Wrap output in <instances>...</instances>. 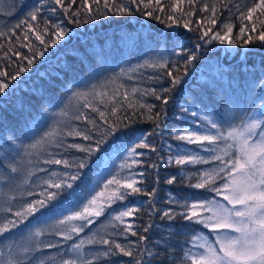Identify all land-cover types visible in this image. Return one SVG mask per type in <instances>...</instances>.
I'll return each mask as SVG.
<instances>
[{"label": "snow or ice", "instance_id": "1", "mask_svg": "<svg viewBox=\"0 0 264 264\" xmlns=\"http://www.w3.org/2000/svg\"><path fill=\"white\" fill-rule=\"evenodd\" d=\"M200 2L82 0V10L73 11L72 5L76 0H69L68 4L65 0H40L41 5H52L47 11L53 15L58 6L68 17L67 23L76 26L110 15L132 16L134 11L130 5H135V10L141 15L169 29L175 26L199 32V40L205 44L218 42L228 49L258 44L264 48V0H251L252 6L246 10H241L239 3L233 5L235 15L241 21L235 37L234 25L230 22L234 14L229 7L233 0H212L211 3L204 0L203 6L197 9ZM3 3L4 0H0V4ZM12 6L15 8L16 4ZM224 9L229 12L228 22L216 29ZM19 10H23V5ZM197 11L206 15L193 27L192 17ZM41 12L40 5H31L24 18L11 27H0V38L8 40L4 57L10 59L11 53L17 58L11 61L16 64L12 75L0 70V95H7L9 81L27 73L38 58L45 57V53L55 48L71 31L63 20L54 23L45 18L41 25ZM16 30H21L22 35H18ZM12 37H15V43ZM17 43L20 48H27L31 55L17 49ZM177 46H180L179 42ZM3 48L4 45L0 44V50ZM195 48H201V44L197 43ZM157 55V59L122 69L88 91L72 92L67 103L54 114L52 123H48L51 114L35 116L27 127L30 143H17L16 139L8 137L7 147L0 144V164L17 177L22 172V155L43 157V164L60 166L27 171L16 185L20 189L19 207L15 210L12 207L0 209L11 215V218L0 222V237L4 238L0 264H98L102 257L108 258L104 264H264V97H260L258 103L246 105L238 99L220 96L216 101L220 107L217 109L213 105L212 110L199 106L191 110L182 106V112H191L195 120H184V126L168 131L165 121L168 105L173 101L172 93L182 84L188 66L198 59V55L195 51L187 54L176 52L175 55L183 61V72L173 61L175 74L173 70L165 72V76L170 78V87H162L159 91L137 86L129 89L121 82L122 78L132 80L139 69L169 68L168 59ZM65 68L73 71L67 65ZM63 85V77L60 85L50 84L45 92H41L39 103L49 108L57 106L55 89L58 86L63 88ZM109 85L115 86L109 89ZM259 87L264 90V79ZM148 96L160 104L141 99ZM32 103L29 101V105ZM23 106L22 103L20 107ZM85 110L95 113L103 121V126ZM137 117L141 122L153 125L152 130L141 133L138 142L121 141L127 155L119 165V171L115 174L109 172L110 179L99 176L89 181L85 169L89 167L90 159L110 139H116L121 129L131 130ZM0 119H3L2 115ZM73 121L81 122L83 127ZM165 133L176 141L196 147L189 149L177 144L175 150L171 145L159 149L150 138L163 137ZM69 137L87 143H65ZM70 150L83 156L69 157ZM142 150L155 154L156 160L147 164V168L154 171L133 170L145 167L142 158L146 152ZM162 151L166 156L161 155ZM163 168H174L176 172L162 175ZM37 172L44 175L33 182L31 178ZM7 178L12 182L16 180V177ZM162 180L169 186L184 185V189L176 194L169 191L164 199L165 207L158 208V186ZM30 183L32 188L25 191L23 186ZM81 185H84L83 195L78 191ZM37 188L39 192L35 191ZM33 196L38 198L24 199ZM133 196L148 199L134 202L135 206L113 208ZM15 200L17 195H12L7 203ZM145 205L147 211L144 214L148 216V222L135 226L126 222L128 218L142 219L138 214ZM101 217H105L114 231H105L103 235L99 229L92 231L90 226L96 225ZM157 217L163 222V227L155 223ZM86 229L88 234L79 238ZM150 232L158 235L156 241L147 235ZM129 233L137 237V241L121 243L115 238H106L123 236L127 241ZM46 234L61 237L67 246L63 247L61 241L45 242L41 238ZM177 236L187 239L178 241L175 239ZM44 249H57V252L45 256ZM120 257L130 259L126 262L114 259Z\"/></svg>", "mask_w": 264, "mask_h": 264}, {"label": "trees", "instance_id": "2", "mask_svg": "<svg viewBox=\"0 0 264 264\" xmlns=\"http://www.w3.org/2000/svg\"><path fill=\"white\" fill-rule=\"evenodd\" d=\"M69 0H65V4H68ZM82 0H76V3L72 5V10L81 9ZM91 2V0H89ZM204 0H201L197 4V9L203 6ZM211 3L212 0H207ZM16 4L14 8L12 5ZM239 3L241 10H246L247 7H251V0H233V4L229 7L234 14L231 18V23L234 25L233 37L238 34L241 21L235 15L236 8L234 4ZM23 5V10H19ZM31 5H40L41 12V25H43V19H50L54 23H58L63 20L67 27L71 29L68 36L65 37L55 48H50L45 57L37 59L36 63L29 69L27 73L21 74L15 81H9L10 87L7 90V95H0V115L3 119H0V144L7 147L6 143L8 137H12L17 140V143L27 144L31 140L27 135V127L30 125L32 119L38 115L51 114L48 123H52L55 118L54 114L60 110L61 107L67 103V98L75 91H88L93 85H100L107 81L110 77L121 72L122 69H128L143 63L148 59L159 58L157 54H161L169 61V68L167 69H153L144 68L139 69L137 73L133 74L132 80L122 78L123 82L129 89L132 86H137L142 89L154 88L160 90L162 87H170V78L165 76V72L175 70L172 68V62L176 61L183 72V61L175 53L181 51L185 54L195 51L198 55V59L193 61L187 68V75L184 76L182 84L172 93L173 101L168 105V116L165 121L168 131H171L175 127H182L184 120H195L191 116V112L183 113L182 106L191 110L199 108H207L212 110L213 105L218 109L219 104L216 103L217 98L220 96L230 97L232 99H238L244 104L258 103L260 97H264V90L259 87L260 81L264 79V48L258 44H252L245 47L237 46L234 49H228L225 45H220L218 42L212 44H205L199 40V32L188 31L180 27L167 28L166 25L159 23L156 20H152L140 14L135 10V5H130L133 8L134 14L132 16L100 18L95 21H90L87 24L76 26L75 24H68V17L63 13V10L57 6L56 14L49 13L47 8L52 6L49 4H40V0H4L3 4H0V27L7 25L11 27L19 19L24 18V14L29 10ZM96 7L95 4L92 5ZM14 13V14H13ZM206 13L197 11L196 15L192 17L193 27L196 26V21L205 16ZM229 12L224 9L216 29H219L220 25L224 22H228ZM247 23V22H245ZM18 35H22L21 30H16ZM12 41L15 43V37H12ZM35 42V41H34ZM179 42L180 46H177ZM26 43V42H25ZM38 44V42H35ZM201 44V48H195V45ZM0 44L4 45V48L0 50V70L7 71L9 75H12L16 71V64L11 63L17 58L9 53V57L5 58L3 53L7 50L8 40L6 38H0ZM16 48L24 54L31 55L27 48H20L19 43L16 44ZM163 49V52L161 51ZM26 65V62H25ZM68 68L73 69L69 72ZM58 74V75H57ZM61 77L64 78L63 88L57 87L55 104L57 106L49 108L46 104L39 103V96L41 92H45L50 84H61ZM152 77L153 79H149ZM256 86L253 88V86ZM115 85H109V89ZM148 103L160 104L159 101H155L154 98L141 97ZM29 101L33 103L29 105ZM23 103V108L20 105ZM157 111L159 108L156 109ZM90 116L97 119V122L103 126V121H100L95 113L90 110H85ZM77 126L83 127L81 122L73 121ZM199 124V121H197ZM153 125L147 122H141L139 117L136 118V122L131 125V130L121 129V132L116 134V139H110L108 143L102 146L101 151L97 152L89 161V167L85 169L88 173L89 181L96 180L99 176H103L104 179H110L111 174H115L119 171V165L123 162L124 157L127 155L124 150L125 146L121 141H127L128 143L138 142L137 138L141 133L150 132ZM122 133L126 135H122ZM156 142V146L159 149H165L167 145H171L175 150L177 144L181 147H187L189 149H195V145H185L183 142L176 141L172 136L165 133L163 137L153 136L150 138ZM65 143H87L79 138L73 139L67 138ZM50 151H57L56 149H50ZM146 152V155L142 158L145 161L144 168H135L134 171H148L152 172L153 169L147 168V164L156 160L155 154ZM23 153V149H21ZM206 155V153H201ZM72 155L83 156L82 153L70 150L69 157ZM161 155L166 156V152L162 151ZM31 161L32 163H29ZM107 166V168H106ZM20 167L22 172L17 177V174L10 173V170L6 169L0 164V209L4 207H12L13 210L19 207L20 197L18 192L20 189L16 187L17 184L23 179L24 174L35 168H49L55 169L60 166H48L43 164V157L36 155L27 156L22 155L20 158ZM204 167H208L205 165ZM176 169L163 168L162 175L164 173L174 174ZM127 174V173H125ZM44 173L37 172L36 176H33L31 180L34 182L38 177H42ZM16 177L15 182H12L7 177ZM103 181L101 182L102 186ZM158 192V208L165 207L164 199L169 191L173 194L180 192L184 189V185H172L169 186L161 181ZM32 188V183L24 185L25 191ZM84 185L80 186L78 191L83 195ZM39 192V189H35ZM17 195V200L8 204L9 197ZM38 198L25 197V200H31ZM147 197L133 196L129 197L127 201L122 204L114 205L113 208H119L123 205L135 206L134 202L144 200ZM147 211L145 205L144 210L138 215L142 219L128 218L127 223H133L139 225L141 223L148 222V216L144 213ZM4 218H11L10 213L0 211V222ZM157 225L163 227V222L157 217L155 220ZM23 227V226H22ZM92 231L100 230L101 234H105V231H114L108 226V221L105 217L99 218V222L90 226ZM123 228V225H120ZM88 234V229L84 233H81L79 238H83ZM7 235V234H6ZM152 238V241L158 239V235L148 233ZM74 238V239H79ZM115 238L118 242L127 243L129 241H137V237L128 234L127 241L120 237H106ZM45 242L47 241H61L63 247L64 244L62 238L54 234H46L41 238ZM178 241H184L187 239L185 236H177L175 238ZM3 237H0V249L3 248ZM71 243V242H68ZM92 248L103 246H90ZM86 250L87 247H86ZM57 249H44L43 254L55 255ZM37 255H40L38 253ZM108 258H101L98 264H104ZM114 259H122L128 261V257H120Z\"/></svg>", "mask_w": 264, "mask_h": 264}]
</instances>
